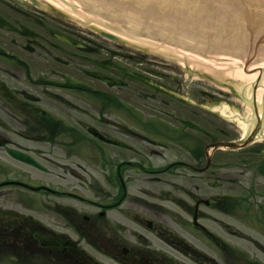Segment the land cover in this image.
Here are the masks:
<instances>
[{"label":"flooded vegetation","instance_id":"obj_1","mask_svg":"<svg viewBox=\"0 0 264 264\" xmlns=\"http://www.w3.org/2000/svg\"><path fill=\"white\" fill-rule=\"evenodd\" d=\"M13 1L0 0V264H264L201 225L204 207L223 214L237 208L235 195L203 202L205 188L196 181L204 184L205 172L194 176V193L189 186V171L205 165L207 145L234 137L220 124L206 129L203 99L190 107L182 89L175 93L161 84L150 88L152 97L126 102L121 87L101 83L95 92L92 81L41 77L57 75L71 48L38 32L46 29L42 13L30 15L18 7L21 0ZM15 36L23 38L16 45L23 54L15 50ZM74 38L91 50L82 37ZM40 52L49 54L47 67L40 65ZM15 74L34 89L83 90L88 120L71 117L67 124V113H39L37 102L14 86ZM48 95L66 108L74 105ZM9 150L31 156L41 168L15 160ZM212 163L219 170L221 157ZM250 197L246 206L264 220V195L259 204ZM189 230L203 245L214 242L212 256L184 237Z\"/></svg>","mask_w":264,"mask_h":264},{"label":"water","instance_id":"obj_2","mask_svg":"<svg viewBox=\"0 0 264 264\" xmlns=\"http://www.w3.org/2000/svg\"><path fill=\"white\" fill-rule=\"evenodd\" d=\"M57 1L66 3L71 15L86 20V27L100 31L109 39L118 40L104 31L142 48L154 46L157 53L214 67L228 126H254V118L249 115L253 114L249 102L252 83H235L232 70L264 73V0H87L81 3L82 6L75 0ZM107 1L116 3L112 9L120 13L124 11V14L118 18L110 16L109 19L97 15L100 11L98 4L111 5ZM86 2L89 9L95 8L90 10L92 13L85 11ZM124 15L139 26L140 34L147 32L157 39L147 40L150 38H144L131 26L124 25V20H121ZM61 38L75 44L70 39ZM162 39L203 55L217 54L203 57ZM238 57L244 59L246 65L259 62L248 65V70H244V61ZM94 76L103 81L116 82L101 74ZM233 86L239 88L240 94L233 91L236 90ZM263 90L264 83H260L256 90L257 103ZM258 106L256 115L260 119L263 117L264 124V103ZM233 115L235 122L231 119ZM220 145L235 147L232 143Z\"/></svg>","mask_w":264,"mask_h":264},{"label":"rangeland","instance_id":"obj_3","mask_svg":"<svg viewBox=\"0 0 264 264\" xmlns=\"http://www.w3.org/2000/svg\"><path fill=\"white\" fill-rule=\"evenodd\" d=\"M38 8L42 9L39 6ZM42 10L45 12L46 17H53L58 23L69 25L72 28L71 30L73 32H77V34L84 33L86 35H89L85 39L89 43L90 47H92L93 53L87 55L86 53H81L78 51L79 55H87V57L77 58L78 62L74 64V70H66L64 72L66 73L67 71H69V73L67 74L69 77L78 79V76H72L78 74L77 69H87L93 71L100 70L101 72L110 75L113 74L126 83V85H124V88H121V100L124 99L126 102L130 101L131 98L135 99L141 97L146 93L147 95H151L152 90L150 88L157 83L170 84L171 87H173V89L171 90L172 92L179 93V91L182 89V94L180 95L181 97L190 98L196 104L199 98H202L204 100V105L206 107V114H204L205 119H207V129H210V118L218 120L223 123V125L228 126V122H225L223 121V119L221 120L220 118H218L219 116L217 115V112H215L217 110V107H223V102L217 78H215L213 75L204 74L201 71L192 69H188V71H186L176 62L164 56L144 51L122 42L115 43L113 41L103 39L101 36L97 35V32L94 29L86 27V25H82L74 21L70 18V16L64 13L63 16H58L56 13H53L52 11H49L47 9L43 8ZM46 23H50L48 19L46 20ZM89 59L93 61L91 66L86 62ZM15 75L18 76V79L14 82V86L17 89H24L28 93H33L35 96L41 97L42 101L37 105L38 107L47 110L51 114L67 113L68 115H70V117L67 118V121L65 122L67 124H71V117H79L84 121L88 120V118L86 117L87 101L84 97L85 94L83 93V90H54L47 87H36L34 89L32 85H27L25 83L26 78L24 77V75ZM170 78H175V80L172 81ZM184 82H186L187 85H185ZM93 83L95 92L102 91L101 84L95 81ZM113 90L115 89H110L111 92H113ZM49 93H55V96L61 98L63 101H70L72 104H74L73 107H64L63 103H61L60 101L51 99L48 95ZM133 102L135 101L133 100ZM258 103H264V96L261 97V101H259ZM58 107H60V109ZM61 109H63V111ZM1 113L2 112L0 111V114ZM224 119L227 120V118ZM231 129L234 130L237 129V127H231ZM237 130L238 132L237 134H235V137H233L234 139L239 138V136L242 135V131H240L239 129ZM246 151L247 150L232 152L230 153L231 157H229L230 154H222L221 156L222 158H224L226 164L219 170L213 167L212 169L207 171L206 183H204L203 185L198 184L200 181H197V184L200 187L205 186V199H211L217 194H236L242 196L245 195L249 190H251L252 187L254 188L255 193L263 192L264 174L260 175L257 172L255 163L258 164L257 162L264 161V152L251 154L246 153ZM245 160H248V162L246 163ZM242 162L245 163L243 164ZM250 162L252 164H249ZM232 163H235V165H233ZM230 177L237 180V185L233 189L228 183H224L221 188L213 189L208 187V182L216 181L218 179H230ZM172 181L174 185L180 183L177 178H173ZM193 182L194 180L190 178L189 186L192 193L195 192L192 185ZM257 201H259V199H257ZM202 210L205 213L204 225L211 233H213L214 236L228 241L229 243L235 245V247L238 249L242 248L244 251H247L249 255H252L255 258L264 259V255L258 252L255 249L254 245V243L264 245L263 227L258 225L250 217L247 218L244 213H240L237 216H228L209 208H203ZM239 216H241V218ZM225 224L230 229L240 231L244 235V238H233L228 235L224 228V226H226ZM183 235L191 243L195 244L198 247H203L205 251L208 252L207 254L211 256L213 255V251L208 248V243L205 247L201 243L200 239L194 238L190 230L184 232ZM245 237H248L250 239L245 240ZM251 243H253V245Z\"/></svg>","mask_w":264,"mask_h":264},{"label":"bare ground","instance_id":"obj_4","mask_svg":"<svg viewBox=\"0 0 264 264\" xmlns=\"http://www.w3.org/2000/svg\"><path fill=\"white\" fill-rule=\"evenodd\" d=\"M42 3L44 5H52L53 7L61 10L64 14L70 16L71 19H73L74 21L82 24V25H86V20H83L81 18H78L76 16L71 15L66 3L57 1V0H41ZM97 31V30H95ZM100 32V31H98ZM123 42H125L126 44L132 46V47H136L139 49H142L144 51H148L151 53H156L158 55L164 56L168 59L173 60L174 62H176L178 65H180L181 67L185 68V69H192V70H198L201 71L204 74H210L213 75L216 78V73H215V69L214 67H210V66H206V65H202L199 63H195V62H191V61H187V60H183L180 58H176V57H172V56H168V55H164L161 53H157L154 52V46H150V47H140L137 45H134L132 43L126 42L124 40H122ZM233 72V76H234V81L235 83H252L255 81V79L258 77V75H260L261 79H260V83H264V73H259V72H247V71H236V70H232ZM264 91V90H263ZM264 96V93L262 92L259 100L261 101V97ZM217 110L220 112V114L224 117H226L225 114V110H224V106L223 107H218ZM240 129H242V135L243 136H247L249 133L248 131L251 129V127H240ZM256 133V132H255ZM264 136V128H260V132H258L256 138L259 137H263Z\"/></svg>","mask_w":264,"mask_h":264}]
</instances>
